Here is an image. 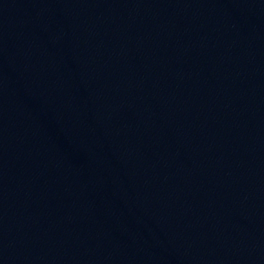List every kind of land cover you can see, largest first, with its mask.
Listing matches in <instances>:
<instances>
[{
  "label": "water",
  "instance_id": "obj_1",
  "mask_svg": "<svg viewBox=\"0 0 264 264\" xmlns=\"http://www.w3.org/2000/svg\"><path fill=\"white\" fill-rule=\"evenodd\" d=\"M0 197L39 264H264V0H0Z\"/></svg>",
  "mask_w": 264,
  "mask_h": 264
}]
</instances>
